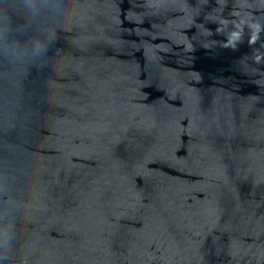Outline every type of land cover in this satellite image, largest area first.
<instances>
[{
    "label": "water",
    "instance_id": "water-1",
    "mask_svg": "<svg viewBox=\"0 0 264 264\" xmlns=\"http://www.w3.org/2000/svg\"><path fill=\"white\" fill-rule=\"evenodd\" d=\"M0 264H264V0H0Z\"/></svg>",
    "mask_w": 264,
    "mask_h": 264
}]
</instances>
